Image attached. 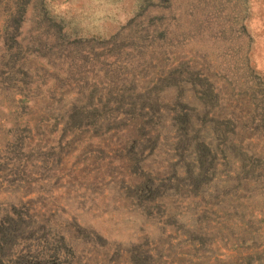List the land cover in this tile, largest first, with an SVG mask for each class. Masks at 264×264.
<instances>
[{"label": "rangeland", "instance_id": "374dc122", "mask_svg": "<svg viewBox=\"0 0 264 264\" xmlns=\"http://www.w3.org/2000/svg\"><path fill=\"white\" fill-rule=\"evenodd\" d=\"M0 264H264V0H0Z\"/></svg>", "mask_w": 264, "mask_h": 264}, {"label": "trees", "instance_id": "16d2710c", "mask_svg": "<svg viewBox=\"0 0 264 264\" xmlns=\"http://www.w3.org/2000/svg\"><path fill=\"white\" fill-rule=\"evenodd\" d=\"M188 116V113L186 111V113H184L183 117L186 118Z\"/></svg>", "mask_w": 264, "mask_h": 264}]
</instances>
